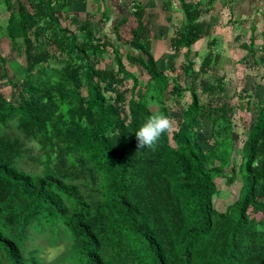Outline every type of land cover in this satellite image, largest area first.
Listing matches in <instances>:
<instances>
[{
	"label": "trees",
	"instance_id": "obj_1",
	"mask_svg": "<svg viewBox=\"0 0 264 264\" xmlns=\"http://www.w3.org/2000/svg\"><path fill=\"white\" fill-rule=\"evenodd\" d=\"M78 2L0 0V40L14 51L0 55V264H264V85L226 93L216 23L200 20L214 0H175L166 66L150 52L165 28L140 2L117 0L118 20L105 1L80 19ZM247 30L237 62L264 69V19ZM235 107L251 113L238 146ZM171 109L175 130L139 148V127ZM236 175L235 199L217 210L215 179Z\"/></svg>",
	"mask_w": 264,
	"mask_h": 264
},
{
	"label": "rangeland",
	"instance_id": "obj_2",
	"mask_svg": "<svg viewBox=\"0 0 264 264\" xmlns=\"http://www.w3.org/2000/svg\"><path fill=\"white\" fill-rule=\"evenodd\" d=\"M79 1L77 3V6H82L84 5V8L86 11H88V6L89 3L87 0H77ZM144 1V0H142ZM162 0H158V4L161 3ZM82 3V4H81ZM148 6L151 5V8L154 9L153 2H145ZM144 3V4H145ZM227 3V2H226ZM222 4H225L223 2ZM94 5H96L98 8L103 6V3H101L99 0H95ZM126 7L127 4L122 6V11L119 10L120 13H116L114 15V20L121 19L122 17L119 15L121 14L122 16L126 15ZM222 7V6H221ZM111 7L109 6V9ZM85 11V12H86ZM90 11V10H89ZM150 13H153L151 9H149ZM93 14L92 17H90L91 21V26L97 30L99 27L103 25V22L96 20L95 17L98 19L99 18V12H92ZM173 13H178L177 11H174ZM172 13V14H173ZM112 15V13H110ZM224 14H226L224 16ZM224 14L222 16L217 17V25L213 29L212 34L214 35L213 37L216 38V43L214 44L215 49L220 53V57L218 60V67H219V72L224 73L225 77V82L226 84L224 85V88L226 89V93L228 95L231 94V91L234 90L235 93L240 94L241 89H244L245 92H249V95L251 96L254 91L261 92V89L264 85V69L261 66L258 70L254 68L253 66L249 67L248 62H243L241 65L238 64L237 59L241 57L246 49V41L244 39H239V35H236V32H241L244 29H234V25L231 23H228L226 20V17L228 18V13L227 10H224ZM79 18L83 19L84 14L83 12L79 14ZM86 15V14H85ZM7 16V12L4 8H0V25H4V19ZM155 21L158 22L159 26L163 29L165 28V35L162 38H159L156 36V32H153V37L150 39V52L154 55V57L157 59L158 64H163L164 66L167 65L168 62L171 61L172 57V51H170L167 47V40H164L166 36L170 33L169 26L172 28L174 25L171 23L175 22L176 19L173 17L170 21L165 20L163 17H154ZM113 19V17H111ZM128 23L130 24L131 22L127 18L121 21L120 25L118 26V31L121 37L125 36V32L128 27ZM107 26V24H105ZM97 27V28H96ZM244 35H247L245 33ZM111 36V35H110ZM212 36V35H211ZM207 37H204L201 41H198L195 44V47L198 48L199 45L204 47V43L206 42ZM201 43V44H200ZM6 55L9 57V55H14V51H10L9 49V41L6 40L5 38H1L0 40V55ZM178 60H175V66L178 65ZM8 66V73L9 74H14L18 75L20 74V68L17 67V65L14 64V62L11 63V67ZM188 82V81H187ZM231 100V104L234 106L236 103V99L238 100L239 98L235 95L229 97ZM234 114L232 117V124H233V129L236 131L238 135V140H237V146L240 145L241 139L244 138L245 132L249 127L250 123V117L251 113L250 110L246 109H239L237 107L234 108ZM173 114V110H169V116L171 117ZM236 160L238 159V154L235 155ZM216 187H217V192L215 196L213 197V205L214 207L221 211L225 208V206L229 203H231L237 194V190L239 187V179L238 175L235 176V180L231 184H226L223 182V179L216 178L215 179ZM258 216V214H257ZM62 250H64V245L63 242L61 241L59 244L54 245V246H48L46 245L43 252H44V259L51 261L54 260L56 257H59L62 253ZM60 264H70L69 262H63Z\"/></svg>",
	"mask_w": 264,
	"mask_h": 264
},
{
	"label": "crops",
	"instance_id": "obj_3",
	"mask_svg": "<svg viewBox=\"0 0 264 264\" xmlns=\"http://www.w3.org/2000/svg\"><path fill=\"white\" fill-rule=\"evenodd\" d=\"M101 3L102 1L107 2L112 8L111 12L113 16L114 9H113V4H115V2L117 0H99ZM138 2H140V4H142L144 6V12H149V9H151L153 11V16L156 17H163L165 18V13L164 11H168V16H170V18L172 19L173 17H175L174 19H178L180 18V13L177 11L176 7L177 5L175 4V0H170L171 2H169V0H162L160 4H158V0H137ZM153 2V5L155 6L153 10L151 8V5L145 3V2ZM87 2L89 3L88 9L91 8V4L95 2V0H87ZM145 3V4H144ZM223 1L221 0H214L213 2V7L208 11V12H203L200 15V20L201 21H205L206 23L209 24L208 27H210L211 24L214 25V23H216L217 21V17L220 18V16H222L224 14V10L225 5L222 4ZM231 6H232V15L233 17L236 19L238 18L240 23H243V28L244 29L240 32V34H245L248 32L247 28L248 26H251V24H253L254 26H256V28L259 30L261 28V22L264 19V0H231ZM222 6V7H221ZM175 9H174V8ZM227 10V9H226ZM86 11L85 8H83L82 10L78 11L79 14H81L82 12ZM174 11H177L178 13H173ZM229 11L227 10V13ZM118 13H120L118 11ZM173 13V14H172ZM230 16V12L228 13ZM226 14H224L225 16ZM228 18L226 17V20ZM232 24V23H231ZM217 25V23H216ZM213 26V29L216 27ZM245 25V26H244ZM212 29V31H213ZM235 28L233 27V30ZM239 32H236L235 34L238 35Z\"/></svg>",
	"mask_w": 264,
	"mask_h": 264
},
{
	"label": "clouds",
	"instance_id": "obj_4",
	"mask_svg": "<svg viewBox=\"0 0 264 264\" xmlns=\"http://www.w3.org/2000/svg\"><path fill=\"white\" fill-rule=\"evenodd\" d=\"M175 121L164 112L151 114L135 132L139 148L155 151L166 133L175 130Z\"/></svg>",
	"mask_w": 264,
	"mask_h": 264
}]
</instances>
